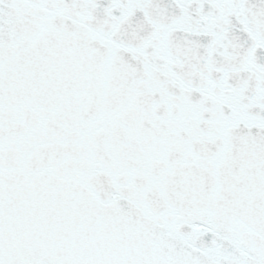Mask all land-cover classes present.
Masks as SVG:
<instances>
[{
  "label": "snow or ice",
  "instance_id": "obj_1",
  "mask_svg": "<svg viewBox=\"0 0 264 264\" xmlns=\"http://www.w3.org/2000/svg\"><path fill=\"white\" fill-rule=\"evenodd\" d=\"M0 264H264V0H0Z\"/></svg>",
  "mask_w": 264,
  "mask_h": 264
}]
</instances>
